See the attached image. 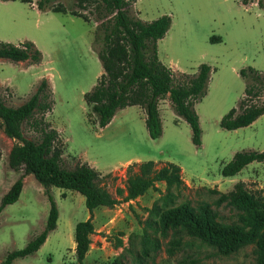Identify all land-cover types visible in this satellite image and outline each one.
Instances as JSON below:
<instances>
[{"label":"rangeland","instance_id":"374dc122","mask_svg":"<svg viewBox=\"0 0 264 264\" xmlns=\"http://www.w3.org/2000/svg\"><path fill=\"white\" fill-rule=\"evenodd\" d=\"M37 1L0 0V42H31L43 55L38 65L0 59V95L7 106L17 108L46 79L54 98L46 120L63 141L64 166L87 163L103 177L111 175L103 184L120 203L113 209L94 211L95 232L82 264H257L254 246L220 256L215 246L188 236L185 229L164 228L161 215L184 206L197 209L209 204L220 223L233 225L244 208L232 198L222 201V196L243 183L249 193L264 197V163L251 164L234 179L222 176L235 154L264 152V118L237 131L220 127L222 118L243 98L246 81L240 72L253 68L264 74V9L257 5L261 0L249 6L239 0H137L132 6L131 14L144 22L172 18L170 31L158 42L159 58L166 67L188 75L197 74L203 64L213 68L208 93L195 106L202 129L200 148L192 143L190 126L175 114L169 98L160 103L163 136L157 141L151 140L132 107L100 129L84 100L103 73L92 49L100 24L92 5L79 11L90 18L86 22L68 13L42 12ZM59 4L68 5L64 0L55 6ZM69 5L79 9L74 2ZM212 38L221 42L212 44ZM256 103H264V97ZM24 133L33 137L28 127ZM15 144L0 127V202L21 175L9 166ZM133 157L144 161L122 164ZM149 161L156 163L157 170L167 163L179 166L183 184L159 182L138 199L124 202L128 168ZM136 173L141 169L135 167L131 175ZM26 179L25 194L0 216V264L46 228L49 201L35 179L27 183ZM51 193L59 211L56 230L37 253L14 264H80L75 228L91 218L85 199L72 191L53 188Z\"/></svg>","mask_w":264,"mask_h":264},{"label":"trees","instance_id":"16d2710c","mask_svg":"<svg viewBox=\"0 0 264 264\" xmlns=\"http://www.w3.org/2000/svg\"><path fill=\"white\" fill-rule=\"evenodd\" d=\"M30 4L32 0H1ZM60 0H38L37 8L42 12L68 13L73 17L90 22L86 14L79 11L92 5L97 17V27L92 49L103 69L91 92L84 100L96 118L100 129L108 127L116 114L124 109L140 107L146 113V128L152 141L163 136L160 103L169 98L175 114L191 128L192 143L202 146V129L195 106L206 97L213 69L207 64L199 67L197 74L188 75L166 67L159 58L158 42L163 40L172 27V18L163 16L153 22H144L131 14L137 0H64L68 5H57ZM63 1V0H61ZM73 6H79L75 10ZM244 6L256 0H239ZM264 9V0L258 1ZM86 10V9H85ZM212 44L220 43V38H212ZM0 59L14 63L32 62L38 65L43 60L42 53L31 42L13 45L0 42ZM246 81L243 98L236 108L225 115L220 127L226 131H237L250 127L264 116V103H256L264 97V74L253 68L240 72ZM54 98L48 81L43 79L36 91L21 106L9 107L0 95V127L5 137L17 142L10 156V168L21 173L20 178L3 196L0 202V216L8 207L16 204L24 188V179L33 176L43 187L50 212L45 230L32 239L28 245L9 253L2 264H14L19 259L37 253L46 243L50 233L57 228L59 211L51 193L60 189L79 193L85 199V206L91 218L75 228V254L80 264L84 262L95 232L92 223L94 211L100 208L113 209L120 201L108 192L103 177L87 163H79L66 168L63 160V141L59 132L46 120L53 109ZM28 127L33 137L24 133ZM253 163H264V152H242L223 169L222 176L233 179ZM135 167L141 173L132 174ZM153 161L133 164L128 168V195L124 202L138 199L159 182L183 184L181 168L173 163L157 170ZM120 194V190H118ZM222 201L232 198L244 208L238 223L226 225L219 222L218 214L209 204L197 209L184 206L161 215L164 228L181 227L188 236L199 238L215 246L220 256H230L240 247L254 246L257 264H264V197L249 193L243 183L235 186V191L221 197Z\"/></svg>","mask_w":264,"mask_h":264},{"label":"crops","instance_id":"0c3cea01","mask_svg":"<svg viewBox=\"0 0 264 264\" xmlns=\"http://www.w3.org/2000/svg\"><path fill=\"white\" fill-rule=\"evenodd\" d=\"M172 24H173V21H172ZM170 68V67H169ZM213 69V68H212ZM173 70V69H172ZM174 71V70H173ZM257 71V70H256ZM176 72V71H175ZM212 74H213V72H212ZM211 78H212V75H211ZM211 81V80H210ZM239 103V102H238ZM129 109H131V108H127V109H125V110H121V111H119L117 114H116V116H115V118L117 117V115L118 114H120L121 112H127V110H129ZM132 109H135V110H137V115L139 116V118L141 119V121L143 122V123H145V125H146V119H147V116H146V113H145V111L143 110V109H141L140 107H132ZM160 113H161V109H160ZM114 118V119H115ZM262 118H264V116H262L260 119H262ZM260 119H258L254 124H256ZM254 124H252V125H254ZM140 161H144L142 158H140V157H133V158H131V159H129V160H127L126 162H124V163H122V164H130V163H132V162H140ZM34 177L33 176H28L27 177V179L25 180L26 181V183H27V181L28 180H33L34 181ZM234 179V178H233ZM36 181V180H35ZM15 183H13L9 188H8V190H7V192L11 189V187L14 185ZM39 186V188H40V190H43V194H44V189H43V187L39 184L38 185ZM26 188H27V184H25L24 185V188H23V192H22V194H21V197L25 194V192H26ZM7 192L5 193V194H7ZM4 194V195H5ZM53 195V194H52ZM44 196L46 197V195L44 194ZM20 197V198H21ZM47 198V197H46ZM49 212H50V209H49ZM75 248H76V244H75ZM16 262V261H15Z\"/></svg>","mask_w":264,"mask_h":264}]
</instances>
